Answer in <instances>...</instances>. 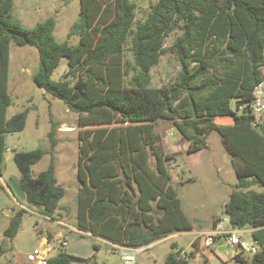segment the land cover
Listing matches in <instances>:
<instances>
[{
	"label": "trees",
	"instance_id": "16d2710c",
	"mask_svg": "<svg viewBox=\"0 0 264 264\" xmlns=\"http://www.w3.org/2000/svg\"><path fill=\"white\" fill-rule=\"evenodd\" d=\"M13 7L14 0H0V173L6 135L23 131L29 113L7 117L15 42L37 48L38 86L78 113L80 231L136 249L192 230L169 168L173 157H161L157 122L167 120L188 142L187 152L205 149L211 131L220 134L238 176L225 211L234 228L254 229L252 239L260 247L252 256L236 257L240 264H264V191L254 188L264 185V131L252 125L247 105L264 79V0H157L141 21L132 0H81L79 17L62 41L55 35V16L26 27L14 18ZM178 29L181 35L166 47V38ZM73 36L76 44L70 42ZM130 38L133 61L125 56ZM167 52L179 60L177 77L152 86V68ZM63 58L68 71L57 81L52 74ZM48 137L50 149H14L13 158L27 201L53 218L66 189L56 176L54 124ZM46 154L50 163L34 176L32 167ZM150 156L157 159L154 167ZM26 213L20 208L11 216L0 253L11 247ZM59 246L47 264H106ZM192 257L184 249L172 250L166 264H191Z\"/></svg>",
	"mask_w": 264,
	"mask_h": 264
},
{
	"label": "rangeland",
	"instance_id": "374dc122",
	"mask_svg": "<svg viewBox=\"0 0 264 264\" xmlns=\"http://www.w3.org/2000/svg\"><path fill=\"white\" fill-rule=\"evenodd\" d=\"M136 4V20H144L157 0H132ZM81 10V0H14L12 14L26 27H33L50 16L57 20L55 35L62 41L67 38L68 31ZM181 31L174 30L166 38V47H170ZM72 44L78 42V37L70 38ZM131 38L125 47V56L133 61L130 51ZM39 66V54L36 47L19 45L11 42L9 61L8 90L12 96V106L7 111L10 118L15 113L29 109L26 127L23 131L6 135L7 150L5 152V176L19 175L13 154L16 150H32L35 148L50 149L49 131L55 126V137L58 144L54 149L56 161V175L59 183L66 188V195L61 200L65 204L67 221L75 219L74 205L78 187V148H79V119L78 113L71 111L60 98L47 93L35 81V74ZM180 70L177 56L173 52L163 54L157 65L152 68V86H162L174 81ZM264 73V67L262 68ZM68 71L66 58L52 74L53 79L61 81ZM236 107V101L232 103ZM123 124L117 127L123 129ZM114 124H110V127ZM157 131L162 135L160 142L163 151L162 159L173 157L169 161V168L173 176V183L178 196L182 200V208L192 221L195 230H209L213 228V219L220 217L219 229H232L229 215L224 208V200L229 197L234 185L238 181L232 156L222 142L217 131H211L207 136L208 146L196 152H187L188 142L181 138L173 124L167 120L157 122ZM51 155L44 158L33 168L36 176L39 169L46 168ZM157 159L150 156V163L154 167ZM179 175V176H178ZM190 178V179H189ZM255 189L264 191V185H256ZM74 197V199H73ZM74 201V204L72 202ZM64 212V211H63ZM66 232H62V236ZM208 233L198 234L193 247L190 241L196 233H178L168 235L151 245L131 250L127 247L113 245L101 238L71 231L64 235L69 240L67 251L73 252L80 258H92L106 264H166L168 254L172 251L187 250L201 254L191 259V264H230L233 263L235 247H228L216 254L212 246L203 245V237ZM61 236V235H58ZM69 238H68V237ZM243 240H252L251 234H242ZM195 242L197 245L195 246ZM173 243L176 244L173 247ZM98 245L95 249L94 245ZM202 244L203 246H200ZM10 246V245H9ZM195 246V247H194ZM191 248H193L191 250ZM10 250L8 248L6 251ZM125 253L135 254V261L127 263ZM75 262V261H74ZM79 261H76L78 263Z\"/></svg>",
	"mask_w": 264,
	"mask_h": 264
},
{
	"label": "crops",
	"instance_id": "0c3cea01",
	"mask_svg": "<svg viewBox=\"0 0 264 264\" xmlns=\"http://www.w3.org/2000/svg\"><path fill=\"white\" fill-rule=\"evenodd\" d=\"M10 107L8 109H10ZM6 150H7V147H6ZM38 163H36L32 167V171H33V168ZM44 169L45 168L39 169L37 174H39V172H41ZM172 174L174 176V173ZM76 188L77 190L73 191V196L76 193V202H77V205L76 206L74 205L75 219L73 221L71 222L67 221L68 218H67V214L65 213L66 210H68L65 204H67L70 201L65 202V203L64 202L61 203L60 201L59 208L57 209L55 216L53 218L46 217L41 213L42 207L40 205L33 204L27 201L26 193L24 192L21 182H20V173L19 175H12L11 177H6L5 176V165H4V169L2 173H0V246L2 245L5 239L4 231L9 224L11 216L20 208H26L27 213L23 217L22 225L20 227L19 232L17 233V235L14 237V239L11 242L10 250L0 253V264H33L30 261H28L27 255L30 251H32L36 247H41L45 252H49L51 256H53L54 254H56V252L60 248L59 246L60 239L64 238V235H68L71 231H78L81 234L93 236L91 233L82 232L76 227V215H77V210H78V201H77L78 187ZM73 199H72V202L74 204ZM228 199L229 197L226 200H224L223 202L224 205ZM219 219L220 217L216 216L213 219V228L206 230V231L195 230L194 225H193V228L190 231H178L172 234L189 233L190 235L192 233H196V235L193 236V238L190 241V245L193 247L194 239L195 237H197L198 234L215 232L217 231V229H219V226H218ZM225 230L238 231L243 234L247 232L251 234V232L254 229L233 227L232 229H225ZM62 232H66V233H64V235L62 236ZM58 235H61V236H58ZM156 242H159V240ZM196 245H197V242H195V246ZM203 245L205 247L204 241H203ZM203 245L200 244V246H203ZM192 249L193 248H191V250ZM191 252L193 251H190V252L188 251V253H191ZM212 252L218 255L217 253L220 251H216L212 249ZM68 253L74 255L73 252L68 251ZM199 254H201V252H197L196 254L193 255L192 258L196 257V255H199Z\"/></svg>",
	"mask_w": 264,
	"mask_h": 264
},
{
	"label": "built area",
	"instance_id": "2783aa9c",
	"mask_svg": "<svg viewBox=\"0 0 264 264\" xmlns=\"http://www.w3.org/2000/svg\"><path fill=\"white\" fill-rule=\"evenodd\" d=\"M247 105L248 111L251 114L252 125L257 129L264 131V79L255 86L252 93V98L247 103ZM243 108L244 107L242 105L240 107V110H242ZM218 226L220 227V224ZM242 234L243 233L238 231H227L220 228L215 232L206 234L203 239L206 246H212L216 251H220V247H223V245H220V240L224 238L225 241L223 244L226 246V249L228 247H235L236 249V252L233 255V263L230 264H240V261L236 257L237 254H240L242 256H252L260 248L257 242L253 239L243 240ZM59 242L63 247H67L69 245V240L66 237L61 238ZM129 249L139 250L140 248ZM183 256H185V252L183 253ZM50 257L51 254L49 252H45L41 247L34 248L27 255L28 261L33 264H47ZM123 259L127 263H132L133 261H135V254L125 253Z\"/></svg>",
	"mask_w": 264,
	"mask_h": 264
},
{
	"label": "water",
	"instance_id": "95a60500",
	"mask_svg": "<svg viewBox=\"0 0 264 264\" xmlns=\"http://www.w3.org/2000/svg\"><path fill=\"white\" fill-rule=\"evenodd\" d=\"M224 241H225L224 238H222V239L220 240V245H223V247H220V249H219L220 251H224V250L226 249V246L223 244Z\"/></svg>",
	"mask_w": 264,
	"mask_h": 264
}]
</instances>
